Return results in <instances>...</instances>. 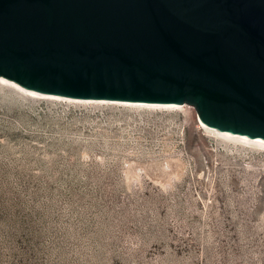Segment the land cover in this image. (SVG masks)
<instances>
[{
	"label": "rangeland",
	"instance_id": "obj_1",
	"mask_svg": "<svg viewBox=\"0 0 264 264\" xmlns=\"http://www.w3.org/2000/svg\"><path fill=\"white\" fill-rule=\"evenodd\" d=\"M0 264H264V149L0 82Z\"/></svg>",
	"mask_w": 264,
	"mask_h": 264
},
{
	"label": "water",
	"instance_id": "obj_2",
	"mask_svg": "<svg viewBox=\"0 0 264 264\" xmlns=\"http://www.w3.org/2000/svg\"><path fill=\"white\" fill-rule=\"evenodd\" d=\"M0 78L264 142V0H0Z\"/></svg>",
	"mask_w": 264,
	"mask_h": 264
},
{
	"label": "bare ground",
	"instance_id": "obj_3",
	"mask_svg": "<svg viewBox=\"0 0 264 264\" xmlns=\"http://www.w3.org/2000/svg\"><path fill=\"white\" fill-rule=\"evenodd\" d=\"M0 82L6 85H9L11 87H14L16 89H18L19 91H21L22 93L26 94V95H32V97H39V98H46V99H53V100H64V101H68L70 103H76V104H100V105H105V104H111V105H124V106H132V107H139V108H153V109H184L187 108L191 105L188 104H184V105H152V104H127V103H113V102H98V101H86V100H75V99H65V98H56V97H50V96H44V95H40L37 93H33L30 91H26L23 90L13 84H11L10 82L3 80L0 78ZM193 107V106H192ZM200 127L204 130H206L208 133L210 134H214L216 136H221L225 139L231 140L233 142H238V143H242L245 145H251V146H255L261 149H264V142L262 141H258V140H253V139H249V138H245V137H240V136H236V135H232V134H227V133H223L217 130H213L207 127H204L200 124ZM179 166L178 162L177 163H172L171 168L174 170L175 168H177ZM159 170V169H157ZM176 170V169H175ZM159 171H156L155 174H158Z\"/></svg>",
	"mask_w": 264,
	"mask_h": 264
}]
</instances>
